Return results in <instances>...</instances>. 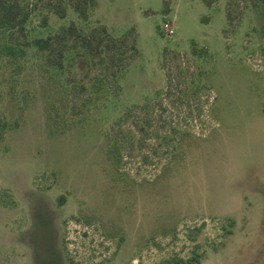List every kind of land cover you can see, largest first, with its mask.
<instances>
[{"label": "rangeland", "instance_id": "obj_1", "mask_svg": "<svg viewBox=\"0 0 264 264\" xmlns=\"http://www.w3.org/2000/svg\"><path fill=\"white\" fill-rule=\"evenodd\" d=\"M92 19L137 34L140 57L117 96L92 97L81 87L93 72L80 68L64 93L34 49L15 61L0 36V264H171L194 251L201 264H264V6L97 0ZM49 20L32 36L63 24ZM158 98L150 132L187 136L173 155L144 139L117 167L114 121Z\"/></svg>", "mask_w": 264, "mask_h": 264}, {"label": "trees", "instance_id": "obj_2", "mask_svg": "<svg viewBox=\"0 0 264 264\" xmlns=\"http://www.w3.org/2000/svg\"><path fill=\"white\" fill-rule=\"evenodd\" d=\"M257 1L264 6V0ZM96 7L97 0H0V36L3 51L16 61L26 56L28 50L34 49L47 70L65 82L64 93L68 91V84H71L66 80L67 74L75 68H80L82 72H93L92 78L88 77L89 86L81 87L85 91L88 90L92 97H104L109 94L117 96L120 93L121 79L132 63L140 57L137 34L135 30H131L123 36H114L106 26L92 19ZM39 11L45 12L46 15L39 19L38 26H34L32 22ZM51 15L63 24L47 35L32 36L37 29L45 31L50 28ZM163 34L165 35L164 32ZM172 53H164L166 94L170 93L172 87V79L166 73V63ZM174 54L176 56L179 53ZM192 55L196 56L195 51ZM205 55L207 52L200 50L199 57ZM160 108L162 105L158 98L153 103L128 108L114 121L106 140L110 146V156L117 167L122 164L123 155L129 147L133 148L135 143L141 144L144 139L158 141L160 147L165 149V155H173L178 151V145L187 136L185 131L171 127L160 133L150 132L153 117L149 116L153 110ZM142 115L146 117L143 119ZM131 121L134 132L127 135L124 128ZM110 133L114 135L112 138ZM147 158L148 156L144 159ZM234 224L235 221L229 218L223 226L227 234H232L231 228ZM203 259V253L194 251L189 258H175L171 264H201Z\"/></svg>", "mask_w": 264, "mask_h": 264}, {"label": "built area", "instance_id": "obj_3", "mask_svg": "<svg viewBox=\"0 0 264 264\" xmlns=\"http://www.w3.org/2000/svg\"><path fill=\"white\" fill-rule=\"evenodd\" d=\"M163 32L166 36L172 37L175 35V29L170 23H165L163 26Z\"/></svg>", "mask_w": 264, "mask_h": 264}]
</instances>
